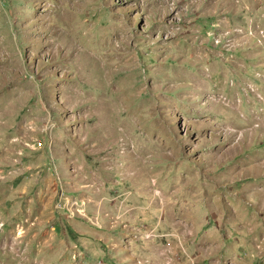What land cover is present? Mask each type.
<instances>
[{"label":"rangeland","instance_id":"rangeland-1","mask_svg":"<svg viewBox=\"0 0 264 264\" xmlns=\"http://www.w3.org/2000/svg\"><path fill=\"white\" fill-rule=\"evenodd\" d=\"M0 264H264V0H0Z\"/></svg>","mask_w":264,"mask_h":264}]
</instances>
